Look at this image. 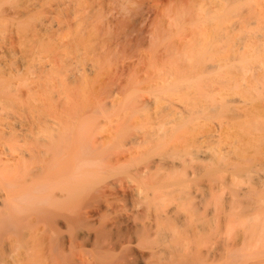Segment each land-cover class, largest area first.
I'll return each mask as SVG.
<instances>
[{
    "label": "bare ground",
    "instance_id": "6f19581e",
    "mask_svg": "<svg viewBox=\"0 0 264 264\" xmlns=\"http://www.w3.org/2000/svg\"><path fill=\"white\" fill-rule=\"evenodd\" d=\"M50 42L64 46L54 34ZM80 42L70 37L66 43L73 48ZM63 57L55 53L32 77L0 67V264H225L224 245L212 258L196 251L214 228L224 230L217 208L208 217L209 206L223 196H212L206 185L195 200L190 184L210 182L221 159L240 162L231 151L215 158L210 140L217 129L206 120L224 106L217 95L225 92L227 73L240 72L242 80L252 79L254 91L264 90V9L249 8L237 25L219 26L211 38L178 53L172 66L145 76V86L132 87L119 118L141 110L143 120L127 122L126 129L118 124L100 131L96 109L72 100V92L91 87L97 72L70 68L79 53ZM34 89L58 92L60 105L47 110L30 103ZM258 108L264 111V104ZM6 109L12 121H5ZM248 193L234 190L224 212L247 198L257 204ZM232 222H226L228 234ZM240 223L264 245L260 212Z\"/></svg>",
    "mask_w": 264,
    "mask_h": 264
},
{
    "label": "rangeland",
    "instance_id": "374dc122",
    "mask_svg": "<svg viewBox=\"0 0 264 264\" xmlns=\"http://www.w3.org/2000/svg\"><path fill=\"white\" fill-rule=\"evenodd\" d=\"M249 8L263 10L264 0H0V67L14 71L24 69L32 77L37 67L51 65L55 53L64 54L63 58L79 53L80 58H74L70 68L93 70L97 75L92 76L89 89L72 92V100L81 107L96 109L94 118L100 131L118 124L126 129L127 122L143 120L141 110L119 118L125 113L122 104L132 87L145 86V76L172 66L178 53L189 50L206 37L211 38L219 26L237 25ZM52 34L62 40L64 46L56 48L51 44ZM238 34L237 29L232 30L228 42L235 43ZM70 37L81 39L78 47L72 48L66 43ZM53 76L59 78V73ZM241 77L236 71L226 74L225 92L217 95L223 98L224 106L211 112L206 120L217 129L216 136L210 140L215 147L212 151L215 158L231 151L240 162L231 166L224 163L226 159H221V168L216 169L210 182L190 184L195 200L206 185L212 189V196H223V201L209 206L208 217L218 211L224 230L218 231L219 234L214 228L207 244L196 251L212 258L218 247L224 245L225 264H264V245L257 246L240 223L255 212L264 216V111L258 108L264 104V90L254 91L252 79L246 76L242 80ZM21 88L26 89L25 85ZM143 95L150 100L147 93ZM114 97L118 100L111 103ZM58 98V92L54 91L34 89L30 92V103L38 107L55 106L59 104ZM100 98L107 104L100 105ZM24 101L28 103L26 98ZM147 107L150 112L154 109L152 104ZM2 112L8 113L5 121H12L11 109ZM188 169L190 171V166ZM234 190H249L248 195L256 198L257 204L247 198L227 214L229 210L224 212L228 207L223 202ZM213 207L217 208L215 213ZM231 219L234 226L228 234L225 226ZM257 224L260 222H255Z\"/></svg>",
    "mask_w": 264,
    "mask_h": 264
}]
</instances>
